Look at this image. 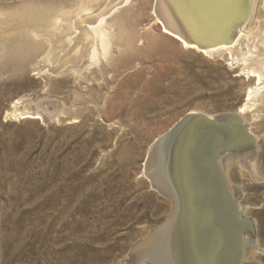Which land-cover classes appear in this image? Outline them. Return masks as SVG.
<instances>
[{
    "label": "rangeland",
    "instance_id": "374dc122",
    "mask_svg": "<svg viewBox=\"0 0 264 264\" xmlns=\"http://www.w3.org/2000/svg\"><path fill=\"white\" fill-rule=\"evenodd\" d=\"M22 3L0 0V40L7 28L12 40L38 25L20 20ZM81 3L40 0L30 9L68 28ZM153 7L132 0L120 10L107 57L76 73L59 69L55 54L21 65L0 47V264H137L133 248L171 207L145 174L153 144L191 112L236 115L245 103L253 112L240 118L254 137L255 166L230 182L255 224L253 264H264L263 56L247 43L248 24L236 60L183 48L161 34ZM254 59L263 84L247 100L240 74ZM14 111L39 119L15 120Z\"/></svg>",
    "mask_w": 264,
    "mask_h": 264
},
{
    "label": "bare ground",
    "instance_id": "6f19581e",
    "mask_svg": "<svg viewBox=\"0 0 264 264\" xmlns=\"http://www.w3.org/2000/svg\"><path fill=\"white\" fill-rule=\"evenodd\" d=\"M35 3L39 4L40 0H34V2L23 0V9L17 12L21 21L33 19L38 22V25H31L29 29L27 28L31 35L30 33H22L20 36H13L14 38L11 37L12 40H9L12 29L7 28L8 26H5L7 28L5 31L2 29L4 32H2L3 40H0V47L6 49V59L17 61L22 65L31 61L35 56L40 58L41 63H47L55 54L60 62L59 69L69 67L72 73H76L78 67H84V70H87L99 58L107 57L114 40L112 29L116 24L114 19L117 20L114 16L132 3V0H82L81 6H78L79 9L74 15L75 18L72 21L69 19L71 22H69L68 28L65 27V20L62 18L54 16H51V20L50 17L44 18L41 7H37L39 12H36L37 9L35 8L30 9V6H34ZM258 5L257 0H251L248 17L247 13H244L243 20L233 27L232 36L227 34L226 28L214 24L218 21L216 16H209L212 18L211 20L202 17L196 10L197 7L190 0H154L152 14L165 38L177 42L183 48L196 50L204 56L225 51L232 61L236 60L234 56H237L243 48V29L248 24L250 29L244 36L247 43L251 42V46L256 49V57L253 53L254 57L258 59V56H263L262 65H264V2L259 7ZM110 19L111 22H109ZM175 21L188 29V35H194L203 44H199L198 40L194 41L195 39L192 37L184 35L185 38L190 37L192 42L186 40L180 32L176 31L175 25L177 28L179 26ZM47 30L52 34H49ZM50 35L52 37L49 39ZM47 39H49L48 44H45L44 40ZM6 40H9V43ZM210 42L214 44H210ZM24 49L27 53L22 56L20 51L25 52ZM241 72V76L245 74L247 77L248 95L246 99L251 100L252 96L257 94V89L263 84L262 80L264 79L261 77L262 74L256 64V59L248 61ZM253 78L255 81H252ZM18 103L19 101L16 102V104ZM239 111L240 114L253 112L247 103ZM240 114L235 116L240 118L241 115L243 116ZM12 115L15 120L39 119L38 116L28 112L14 111ZM198 115H203L218 123L224 122L231 116L224 114L214 117L204 113L191 112L161 138L152 149L151 154L148 153L150 156L146 162L145 174L150 184L166 197L167 201L169 200L171 207L166 220L133 248L137 254L135 257L137 264H142L145 261H148L146 264H221V258H223L221 251L227 249L228 240L226 239L229 235V229H225V224L223 227L219 223L222 221L213 214L211 206L214 203L210 202L207 208L204 202L200 203L197 196V193L199 197L202 196L201 184L197 178L198 167L207 169L206 160L203 158L204 153L199 151V146L198 148L196 146L198 138L195 135L193 123ZM234 130L240 139L230 149L222 151L218 155L217 162L230 191L233 195L239 196L238 188L233 187L231 182L236 178L235 175L245 177L250 168L255 166L253 165L255 145L246 140L244 134L238 131L239 127L234 126ZM218 132L222 136L227 135L225 130ZM248 132L251 134L249 129ZM188 176L192 180L190 185L187 184ZM208 194L213 196L210 190ZM195 196L198 199L196 201ZM238 206L242 211V217L249 218L250 215L243 213L244 210L240 208L239 202ZM202 208L203 222L201 218ZM193 229L195 233L192 238ZM243 240L242 264H253V260H255L253 256L255 255L252 254V249L255 250L259 247L258 244L253 243L254 231L245 232ZM229 243L230 247L235 246L231 240ZM47 256L56 258L59 255L55 251L48 250Z\"/></svg>",
    "mask_w": 264,
    "mask_h": 264
},
{
    "label": "water",
    "instance_id": "95a60500",
    "mask_svg": "<svg viewBox=\"0 0 264 264\" xmlns=\"http://www.w3.org/2000/svg\"><path fill=\"white\" fill-rule=\"evenodd\" d=\"M190 2L197 7L196 10L202 17L211 20L212 18L209 16H216L218 21H216L217 23L214 24L219 27L223 26L226 28V32L229 36H232L233 27L238 25L239 22L243 20L242 18L244 13H247L248 17L251 5V0H190ZM176 24L179 26L177 28L175 25L176 31L180 32L183 37L184 35L187 36L188 29L181 26L182 24L179 22H176ZM188 36L192 37V39H195L194 41L198 40L199 44H203L201 43L202 41L199 38L194 37V35L190 34ZM190 37L184 38L192 42V40L189 39ZM210 44L214 43L210 42ZM179 123L180 122L177 124ZM193 124L195 125V135L198 138L196 146L197 148L199 146V151L201 150V152L204 153L203 158L206 160L207 165V169L205 170L198 167L199 173L197 178H199L198 182L201 184L200 188L202 196L199 197L198 193L197 196L200 199V203L204 202V205L207 208L210 202L214 203V207L211 206L213 214L216 217L218 216L219 220L222 221L218 222L221 223L223 227V224H225V229H229V231L227 230L229 233L227 239L225 237V239L228 240L226 244L227 249H225V251H221V256L223 257L221 258V264H242V259L244 256L243 237L245 232L250 230L253 231L254 224L250 218L242 217V211L238 206L239 197L233 195V193L230 191L217 160L218 155L222 151L230 149L240 139V137L235 133L234 126L239 127L238 131H241L244 134V137H246L247 141L253 142L254 137L248 132V126L235 115H231L227 120L221 123L209 120L203 115H198V117L194 119ZM223 130L227 131L226 136H222L218 132ZM163 136H161L153 144L150 154L154 146L157 145ZM198 160H200L199 157ZM188 178L189 181L187 184L190 185V183L192 184V180L190 176H188ZM209 190L213 196H209ZM196 199L197 197L195 196V201ZM199 212L201 213V211ZM202 214L203 208L201 213L203 222ZM193 228L195 227L193 226ZM194 233L195 231L193 229L192 238L194 237ZM230 240L235 245L233 248L230 247ZM147 262L145 261L144 263L146 264Z\"/></svg>",
    "mask_w": 264,
    "mask_h": 264
}]
</instances>
